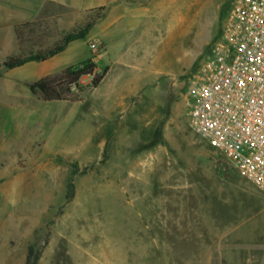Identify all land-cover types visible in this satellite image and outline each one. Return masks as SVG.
Here are the masks:
<instances>
[{
	"label": "rangeland",
	"instance_id": "obj_1",
	"mask_svg": "<svg viewBox=\"0 0 264 264\" xmlns=\"http://www.w3.org/2000/svg\"><path fill=\"white\" fill-rule=\"evenodd\" d=\"M231 7L155 0L129 32L123 20L106 32L113 42L85 47L97 72L108 68L99 86L84 77L78 101L52 102L35 145L0 162V264H26L30 246L38 264L264 256V195L190 125L191 86Z\"/></svg>",
	"mask_w": 264,
	"mask_h": 264
},
{
	"label": "built area",
	"instance_id": "obj_2",
	"mask_svg": "<svg viewBox=\"0 0 264 264\" xmlns=\"http://www.w3.org/2000/svg\"><path fill=\"white\" fill-rule=\"evenodd\" d=\"M189 107L192 129L264 195V0H232L223 34L195 76Z\"/></svg>",
	"mask_w": 264,
	"mask_h": 264
},
{
	"label": "crops",
	"instance_id": "obj_3",
	"mask_svg": "<svg viewBox=\"0 0 264 264\" xmlns=\"http://www.w3.org/2000/svg\"><path fill=\"white\" fill-rule=\"evenodd\" d=\"M154 1L0 0V162L17 160L20 154H26L28 147L35 145L37 133L41 132L46 121L50 119L52 102H66L44 101L31 91L30 84L88 59L94 60L86 52L93 39L107 46L113 42L115 36L111 33L106 36V32L123 20L126 21L123 22L125 33L129 32L128 20L141 18L145 11L144 6ZM100 7H107L105 18L93 26L89 35L70 42L59 54L45 61H29L11 69L3 66L7 58L21 52L16 34L18 26L36 23L32 38L42 34L43 39L38 43L46 47L50 46L53 26L55 30L57 28L56 32L66 34L84 23L87 18L85 16ZM100 25L102 27L90 35ZM42 138L47 145L45 135ZM250 235L251 233H244L247 237L246 243L251 241ZM253 252L250 250L246 264H264V256H254Z\"/></svg>",
	"mask_w": 264,
	"mask_h": 264
},
{
	"label": "trees",
	"instance_id": "obj_4",
	"mask_svg": "<svg viewBox=\"0 0 264 264\" xmlns=\"http://www.w3.org/2000/svg\"><path fill=\"white\" fill-rule=\"evenodd\" d=\"M107 7H100L87 15L84 23L73 28L68 33L64 34L52 46L42 47V43H38L43 39V35H38L37 38H32L34 25L25 24L16 28V34L21 45V52L17 56L7 58L3 66L11 69L20 66L29 61H45L60 52L66 46L77 39L85 38L95 24L105 18ZM49 35H46V37ZM39 44V45H38ZM38 46V47H36ZM108 68H105L102 73L97 72V63L93 59H88L85 62L67 67L58 73L47 75L30 84L31 91L38 95L44 101H70L75 102L80 99V93L87 86L97 88L104 79ZM92 77L91 82L87 86H83L81 81L84 77ZM70 199L72 193L67 194ZM40 259V251L33 246L28 249L26 264H38Z\"/></svg>",
	"mask_w": 264,
	"mask_h": 264
}]
</instances>
